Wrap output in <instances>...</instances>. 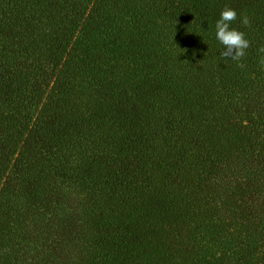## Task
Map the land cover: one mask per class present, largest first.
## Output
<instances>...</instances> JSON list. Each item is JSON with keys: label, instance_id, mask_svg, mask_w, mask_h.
<instances>
[{"label": "trees", "instance_id": "16d2710c", "mask_svg": "<svg viewBox=\"0 0 264 264\" xmlns=\"http://www.w3.org/2000/svg\"><path fill=\"white\" fill-rule=\"evenodd\" d=\"M261 46L264 0H0V264H264Z\"/></svg>", "mask_w": 264, "mask_h": 264}, {"label": "clouds", "instance_id": "9594fccd", "mask_svg": "<svg viewBox=\"0 0 264 264\" xmlns=\"http://www.w3.org/2000/svg\"><path fill=\"white\" fill-rule=\"evenodd\" d=\"M236 19V10L225 5L220 13L219 19L215 22V37L224 46V51L220 52L222 58L241 61L251 44L246 38L245 32L231 27L232 22ZM241 23L245 27L250 26L251 21L246 14L242 15ZM258 52L264 54V46L258 48ZM260 63L264 65V55L261 56ZM239 66L243 67L244 65L241 63Z\"/></svg>", "mask_w": 264, "mask_h": 264}]
</instances>
